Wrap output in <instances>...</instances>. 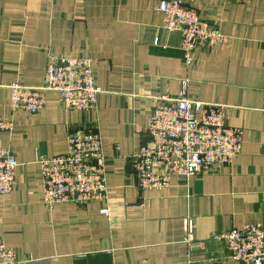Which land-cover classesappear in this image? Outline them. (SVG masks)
Segmentation results:
<instances>
[{"label": "crops", "instance_id": "1", "mask_svg": "<svg viewBox=\"0 0 264 264\" xmlns=\"http://www.w3.org/2000/svg\"><path fill=\"white\" fill-rule=\"evenodd\" d=\"M183 2L228 37L190 64L181 32L163 27L161 0H0V116L14 124L0 141L18 162L0 195V241L21 264H243L215 235L264 226V0ZM55 57L91 59L96 108H66L48 92L42 111L13 110L11 85L42 86ZM185 88L224 106L227 125L243 131L241 153L142 192L132 155L150 144L154 98ZM82 131L102 135L107 198L47 208L38 158L67 153ZM187 217L201 246L185 241Z\"/></svg>", "mask_w": 264, "mask_h": 264}, {"label": "built area", "instance_id": "2", "mask_svg": "<svg viewBox=\"0 0 264 264\" xmlns=\"http://www.w3.org/2000/svg\"><path fill=\"white\" fill-rule=\"evenodd\" d=\"M164 28L182 34L185 61L196 58V50L225 43L227 36L214 24L204 21L197 8L183 0H161ZM11 107L31 113L42 111L47 93L56 92L66 108L79 111L97 106L101 88L95 83L94 69L88 58H52L42 86L12 84ZM148 132L150 144L132 155V163L141 191L168 188L173 178L189 182L218 166L230 165L242 150L243 131L228 126L221 104L191 99L185 88L176 97L154 98ZM9 117L0 116V131L12 130ZM44 194L43 203L53 208L57 203L74 201L84 204L108 195L107 157L98 131L73 133L65 154L40 156ZM18 162L0 141V195L10 193L15 184ZM103 213H108L106 209ZM185 241L190 248L201 246L196 240L193 222L185 219ZM227 243V256L243 264H264V226L248 224L242 229L216 234ZM0 264H21L14 250L0 241Z\"/></svg>", "mask_w": 264, "mask_h": 264}]
</instances>
